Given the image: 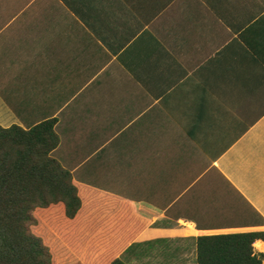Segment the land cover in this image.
<instances>
[{
    "label": "crops",
    "instance_id": "0c3cea01",
    "mask_svg": "<svg viewBox=\"0 0 264 264\" xmlns=\"http://www.w3.org/2000/svg\"><path fill=\"white\" fill-rule=\"evenodd\" d=\"M51 119L53 158L116 197V239L51 227L55 264L264 231V0H0V126Z\"/></svg>",
    "mask_w": 264,
    "mask_h": 264
},
{
    "label": "trees",
    "instance_id": "16d2710c",
    "mask_svg": "<svg viewBox=\"0 0 264 264\" xmlns=\"http://www.w3.org/2000/svg\"><path fill=\"white\" fill-rule=\"evenodd\" d=\"M56 122L0 126V264H55L64 248L55 246L51 227L65 223L84 238L96 230L116 239V197L78 184L53 158ZM92 205L100 212L91 213ZM258 240L264 231L199 238L198 264H264V253L254 250ZM112 256L109 264H125L116 249Z\"/></svg>",
    "mask_w": 264,
    "mask_h": 264
}]
</instances>
